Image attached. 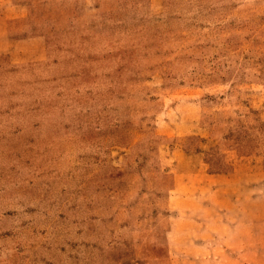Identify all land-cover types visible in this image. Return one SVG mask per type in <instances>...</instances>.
<instances>
[{
  "label": "rangeland",
  "instance_id": "obj_1",
  "mask_svg": "<svg viewBox=\"0 0 264 264\" xmlns=\"http://www.w3.org/2000/svg\"><path fill=\"white\" fill-rule=\"evenodd\" d=\"M152 1L17 0L0 264H264V0Z\"/></svg>",
  "mask_w": 264,
  "mask_h": 264
},
{
  "label": "crops",
  "instance_id": "obj_2",
  "mask_svg": "<svg viewBox=\"0 0 264 264\" xmlns=\"http://www.w3.org/2000/svg\"><path fill=\"white\" fill-rule=\"evenodd\" d=\"M186 1V0H185ZM154 4L161 5V10H165L170 0H153ZM152 4V3H151ZM150 9L154 7L150 6ZM24 4L17 2V0H0V32H8L16 27V23L25 20L28 16L25 10ZM1 37V36H0ZM37 38V39H36ZM31 38H18V39H2L0 38V58H9L13 64L24 66L29 64H38L41 67V71L45 69L44 64L46 60L45 45L43 37H35V41L39 40L41 51L39 54L28 53V42ZM43 40V41H42ZM32 41V40H30ZM48 70V69H46ZM240 168L239 163L234 165V169L231 175H236ZM264 176L263 172H260ZM264 192V191H263Z\"/></svg>",
  "mask_w": 264,
  "mask_h": 264
}]
</instances>
